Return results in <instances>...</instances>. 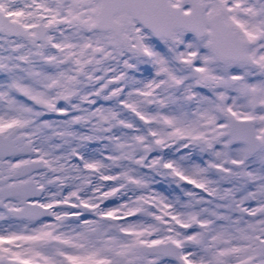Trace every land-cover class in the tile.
<instances>
[{"label": "snow or ice", "instance_id": "obj_1", "mask_svg": "<svg viewBox=\"0 0 264 264\" xmlns=\"http://www.w3.org/2000/svg\"><path fill=\"white\" fill-rule=\"evenodd\" d=\"M0 264H264V0H0Z\"/></svg>", "mask_w": 264, "mask_h": 264}]
</instances>
